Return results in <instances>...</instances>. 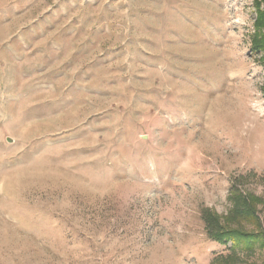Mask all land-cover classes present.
Segmentation results:
<instances>
[{
	"label": "rangeland",
	"instance_id": "obj_1",
	"mask_svg": "<svg viewBox=\"0 0 264 264\" xmlns=\"http://www.w3.org/2000/svg\"><path fill=\"white\" fill-rule=\"evenodd\" d=\"M256 1L0 0V264H264Z\"/></svg>",
	"mask_w": 264,
	"mask_h": 264
},
{
	"label": "trees",
	"instance_id": "obj_2",
	"mask_svg": "<svg viewBox=\"0 0 264 264\" xmlns=\"http://www.w3.org/2000/svg\"><path fill=\"white\" fill-rule=\"evenodd\" d=\"M256 9L258 12L257 20L254 24L255 34L252 38V50L256 54H264V0L256 1ZM264 65V57L262 58ZM264 92V91H263ZM249 198L239 194L237 197L236 214L240 216H246V218H253L259 222V219L255 213V206L253 204L256 201L255 197ZM205 225L208 230L209 237L220 245L231 244V250L233 255L241 253L252 254L257 248L264 249V232L258 224L260 231L258 232H245L239 229H233L231 227H223L217 216L213 214H204ZM227 260L229 258L218 257L215 261Z\"/></svg>",
	"mask_w": 264,
	"mask_h": 264
},
{
	"label": "water",
	"instance_id": "obj_3",
	"mask_svg": "<svg viewBox=\"0 0 264 264\" xmlns=\"http://www.w3.org/2000/svg\"><path fill=\"white\" fill-rule=\"evenodd\" d=\"M8 142H9V143H11V142H12V140L10 139V140H8Z\"/></svg>",
	"mask_w": 264,
	"mask_h": 264
}]
</instances>
